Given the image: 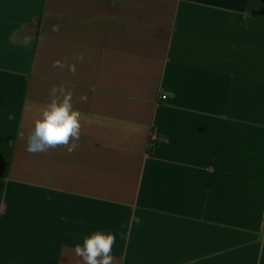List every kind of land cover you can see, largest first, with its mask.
<instances>
[{
  "label": "crops",
  "instance_id": "1",
  "mask_svg": "<svg viewBox=\"0 0 264 264\" xmlns=\"http://www.w3.org/2000/svg\"><path fill=\"white\" fill-rule=\"evenodd\" d=\"M54 86L79 146L29 154ZM96 231L113 264H264V0H0V264Z\"/></svg>",
  "mask_w": 264,
  "mask_h": 264
},
{
  "label": "clouds",
  "instance_id": "2",
  "mask_svg": "<svg viewBox=\"0 0 264 264\" xmlns=\"http://www.w3.org/2000/svg\"><path fill=\"white\" fill-rule=\"evenodd\" d=\"M53 32L59 31V25H53ZM31 37H26L25 42ZM79 62H84L83 54L76 58ZM53 68L64 69L75 73L76 65H66L60 60L53 62ZM50 100L43 104H33L28 107L29 111H35L36 115L32 120L33 127L27 135L25 151L29 154L47 153L50 149L64 148L69 154H72L79 146L82 121L85 117L79 109L73 106V93L64 87H53L49 91ZM80 102H87V96L82 95ZM8 120H14L15 115L9 114ZM23 133L21 137L23 138ZM52 178L49 177V180ZM141 218L135 214V206L129 224L139 225ZM122 240H127L125 232L120 233ZM116 243V235L113 233H104L101 231L93 232L84 237L83 243L77 244L74 248V254L80 257L83 264H113L112 249Z\"/></svg>",
  "mask_w": 264,
  "mask_h": 264
},
{
  "label": "trees",
  "instance_id": "3",
  "mask_svg": "<svg viewBox=\"0 0 264 264\" xmlns=\"http://www.w3.org/2000/svg\"><path fill=\"white\" fill-rule=\"evenodd\" d=\"M153 147H154V146H153V145H151V150L153 149Z\"/></svg>",
  "mask_w": 264,
  "mask_h": 264
},
{
  "label": "built area",
  "instance_id": "4",
  "mask_svg": "<svg viewBox=\"0 0 264 264\" xmlns=\"http://www.w3.org/2000/svg\"><path fill=\"white\" fill-rule=\"evenodd\" d=\"M162 98L164 99V98H166V96H163Z\"/></svg>",
  "mask_w": 264,
  "mask_h": 264
}]
</instances>
